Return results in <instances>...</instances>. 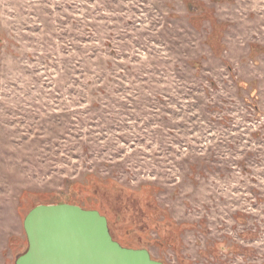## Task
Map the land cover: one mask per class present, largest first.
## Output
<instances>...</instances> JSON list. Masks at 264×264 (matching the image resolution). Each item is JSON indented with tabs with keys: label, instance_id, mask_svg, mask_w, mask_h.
<instances>
[{
	"label": "rangeland",
	"instance_id": "1",
	"mask_svg": "<svg viewBox=\"0 0 264 264\" xmlns=\"http://www.w3.org/2000/svg\"><path fill=\"white\" fill-rule=\"evenodd\" d=\"M56 204L161 264H264V0H0V264Z\"/></svg>",
	"mask_w": 264,
	"mask_h": 264
},
{
	"label": "water",
	"instance_id": "2",
	"mask_svg": "<svg viewBox=\"0 0 264 264\" xmlns=\"http://www.w3.org/2000/svg\"><path fill=\"white\" fill-rule=\"evenodd\" d=\"M22 228L27 249L14 264H161L145 249L122 247L103 215L76 205L36 206Z\"/></svg>",
	"mask_w": 264,
	"mask_h": 264
}]
</instances>
